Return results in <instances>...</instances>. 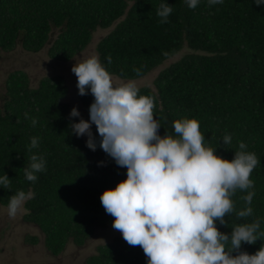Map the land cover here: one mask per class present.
I'll return each mask as SVG.
<instances>
[{"label": "trees", "instance_id": "16d2710c", "mask_svg": "<svg viewBox=\"0 0 264 264\" xmlns=\"http://www.w3.org/2000/svg\"><path fill=\"white\" fill-rule=\"evenodd\" d=\"M161 0H0V50L20 44L38 51L48 45L53 59L65 61L83 50L97 29L111 28L95 45V52L110 74L123 80L148 74L176 53L185 52L163 67L152 86H138L140 94L155 100L154 119L159 132H173L172 122L182 117L199 121L205 143L218 155L231 159L238 142L247 145L261 161L253 169L255 195L252 214L246 222L261 221L264 230V5L253 0H224L208 5L200 0L190 9L184 0H167L172 12L160 23L156 10ZM111 56L112 62H107ZM140 69L139 76L133 69ZM0 95V175L10 178V189L0 188V204L23 191L25 217L44 234L52 255L61 253L70 241L84 243L95 229L112 226L114 217L100 202L105 188L114 187L126 176L99 144L95 151L86 136L70 131L73 105L64 102L66 86L59 76H45L29 86L20 69L7 73ZM154 87V88H153ZM77 99L89 118L92 95ZM25 113L29 119H25ZM37 123L32 125L31 119ZM93 135L97 136L95 125ZM229 134L230 145H223ZM32 137L38 148L29 151ZM32 154L43 155L45 170L28 181L24 169ZM103 161V164L99 162ZM249 190L232 196L240 210V199ZM230 233L237 220L225 216ZM264 241L242 243L238 251L254 253ZM235 254V252L233 253ZM86 264H147L140 246L129 245L122 236L98 245Z\"/></svg>", "mask_w": 264, "mask_h": 264}, {"label": "clouds", "instance_id": "9594fccd", "mask_svg": "<svg viewBox=\"0 0 264 264\" xmlns=\"http://www.w3.org/2000/svg\"><path fill=\"white\" fill-rule=\"evenodd\" d=\"M224 0H207L208 5ZM194 9L200 0H184ZM264 5V0H253ZM172 7L161 0L156 14L166 23ZM71 72L76 76L78 95L91 94L89 118L76 106L70 110V131L76 137L86 136V146L95 151L97 144L117 166L126 168V176L114 187L105 188L100 202L112 217V227L131 246H140L147 264H264V243L254 252L238 251L242 243L264 241L261 221L246 222L252 214L255 195L250 175L261 161L247 151L240 141L231 159L217 154L205 143L199 121L182 117L172 122L173 132L165 130L154 119L155 100L140 94L136 84L127 80L114 83L96 54L74 58ZM111 64V56L107 57ZM139 76L140 69H133ZM25 119H29L27 113ZM33 126L37 121L30 118ZM95 125L97 136L93 135ZM226 134L223 145L231 144ZM39 138L32 137L29 151L38 148ZM24 169L25 178L35 182L37 173L45 170L43 155L32 154ZM103 164V161L99 162ZM0 188L10 189V178L0 175ZM237 190H249L240 197L244 206L234 207L232 196ZM28 197L23 191L11 195L3 212L16 218ZM237 220L230 233L218 229L216 222L227 225L225 216ZM235 252V254H233Z\"/></svg>", "mask_w": 264, "mask_h": 264}, {"label": "rangeland", "instance_id": "374dc122", "mask_svg": "<svg viewBox=\"0 0 264 264\" xmlns=\"http://www.w3.org/2000/svg\"><path fill=\"white\" fill-rule=\"evenodd\" d=\"M111 28L97 29L93 33L91 42L83 50L65 61L50 57L48 53L49 44L44 45L38 51L24 49L20 44L8 51L0 50V95L4 93L2 82H4L7 73L15 69L26 72L29 86L33 87L37 86L39 80L45 76H59L66 86L63 101L76 106L80 115L87 120L86 112L76 95L77 78L70 69L75 63L74 58L96 54L95 45ZM184 52L185 49L179 51L174 57L166 59L148 74L128 80L133 81L137 87L141 85L152 86V82L159 71L177 60ZM111 76L114 83L127 81L113 74ZM3 207L6 205L0 204V264H86V258L96 253L98 245L109 243L116 236H122L119 230L112 226L98 228L81 245L68 241L61 253L52 255L44 244L43 232L34 223L26 219L27 210L24 205L16 218L9 217L6 212H3Z\"/></svg>", "mask_w": 264, "mask_h": 264}]
</instances>
